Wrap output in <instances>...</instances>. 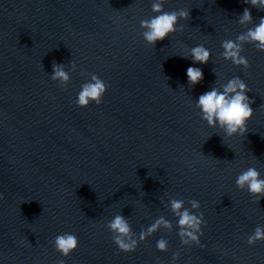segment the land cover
Masks as SVG:
<instances>
[{
    "label": "water",
    "instance_id": "obj_1",
    "mask_svg": "<svg viewBox=\"0 0 264 264\" xmlns=\"http://www.w3.org/2000/svg\"><path fill=\"white\" fill-rule=\"evenodd\" d=\"M190 17L155 45L140 21L153 0H0V264H264V197L238 188V172L264 176V51L242 44L249 67L223 56L222 42L259 22L264 8L245 0H160ZM249 8L252 21L240 23ZM211 50L204 78L187 82L191 47ZM71 77L61 86L53 65ZM105 80L102 102L75 103L83 82ZM240 76L253 108L245 136L210 127L197 96ZM205 224L200 244L184 245L171 200ZM200 206L192 208L191 200ZM127 218L139 237L158 218L169 221L125 252L107 227ZM72 232L78 248L64 257L53 244ZM168 250L156 247L158 239Z\"/></svg>",
    "mask_w": 264,
    "mask_h": 264
},
{
    "label": "clouds",
    "instance_id": "obj_2",
    "mask_svg": "<svg viewBox=\"0 0 264 264\" xmlns=\"http://www.w3.org/2000/svg\"><path fill=\"white\" fill-rule=\"evenodd\" d=\"M255 7L264 8V0H245ZM152 11L156 13L146 20H141L140 25L145 31L142 33L143 38L148 44L155 45L157 41L163 40L170 36L181 27L179 21L187 20L190 17V11L184 8L166 11L160 0H153L151 5ZM240 23L252 21V14L249 8H244L240 14ZM238 41H247L254 43L255 47L264 51V16L259 18V22L253 27L247 29L245 33L240 34L236 41L225 40L222 42L223 56L230 59L235 65L249 67L247 57L242 55V44ZM193 65L186 68L187 82L195 86L204 78L202 68L195 66V63H207L211 58V50L203 44H197L190 49ZM53 79H58L61 86L67 84L71 79L69 74L60 66L53 65ZM107 91V84L99 75L93 73L91 78L83 82L80 90L77 92L75 103L80 107H87L90 102L100 104ZM250 91L247 83L240 76H233L220 88L211 87L200 93L195 99V106L199 110L201 119L206 121L210 127L222 128L226 135L245 136L248 131V121L253 117V108L247 92ZM235 184L238 188L245 189L247 192L257 197L258 200L264 197V176L261 175L257 167L249 166L238 172L235 178ZM4 196L0 193V199ZM171 208L177 215L178 225L177 234L181 243L191 245L192 243L200 244V235L203 234L202 225L205 224L203 212L197 215L184 207V201L179 199L171 200ZM192 208H198L200 202L191 200ZM169 221L164 218H158L155 223L142 231L139 237L132 235L131 226L127 218L117 214L107 223V227L113 233L112 239L118 248L122 251H134L141 240L146 239L158 226H168ZM257 240H264V226L257 225L253 232L248 235V244H254ZM53 244L55 249L62 256L67 257L78 248V238L75 233L64 232L54 237ZM156 247L160 251L168 250V242L161 238L156 241ZM180 253H172L171 264H177ZM56 264H66L64 259L57 260Z\"/></svg>",
    "mask_w": 264,
    "mask_h": 264
}]
</instances>
